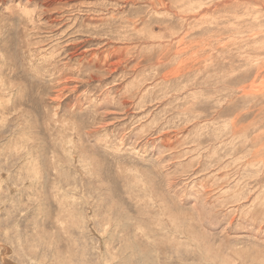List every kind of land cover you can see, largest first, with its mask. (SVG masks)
Wrapping results in <instances>:
<instances>
[{"label": "rangeland", "instance_id": "374dc122", "mask_svg": "<svg viewBox=\"0 0 264 264\" xmlns=\"http://www.w3.org/2000/svg\"><path fill=\"white\" fill-rule=\"evenodd\" d=\"M0 264H264V0H0Z\"/></svg>", "mask_w": 264, "mask_h": 264}, {"label": "bare ground", "instance_id": "6f19581e", "mask_svg": "<svg viewBox=\"0 0 264 264\" xmlns=\"http://www.w3.org/2000/svg\"><path fill=\"white\" fill-rule=\"evenodd\" d=\"M34 18H35V17H34ZM34 18H32V21H33ZM34 23H35V22H34ZM30 24H31V22H30Z\"/></svg>", "mask_w": 264, "mask_h": 264}]
</instances>
